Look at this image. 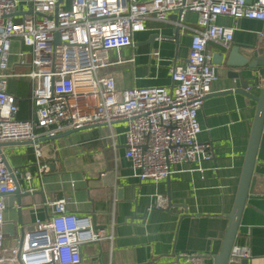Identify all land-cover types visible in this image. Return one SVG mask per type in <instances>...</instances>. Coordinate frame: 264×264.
Instances as JSON below:
<instances>
[{
    "label": "built area",
    "instance_id": "2783aa9c",
    "mask_svg": "<svg viewBox=\"0 0 264 264\" xmlns=\"http://www.w3.org/2000/svg\"><path fill=\"white\" fill-rule=\"evenodd\" d=\"M66 1L0 0V145L29 142L41 177L51 167L39 160L40 138L83 127H106L116 151L119 134L112 127L124 122L120 134L125 142L124 158L139 181L162 182L176 165H194L203 174L202 164L213 159V151L210 144L198 141L197 115L216 80L206 45L211 42L227 49L233 41L234 28L217 24L221 16L264 23V0ZM171 12L176 13L174 20L169 19ZM187 13L196 14V26L184 22ZM148 19L170 23L180 34H189L186 60L170 69V88L118 90L115 79L102 70L133 59L118 56L112 63L109 52L132 47L133 35L146 30ZM14 42L19 44L17 63L24 64L30 55V71L23 75L32 84L28 120L16 118L18 106L7 87ZM152 55L158 57L157 52ZM252 86L261 88L253 83L247 93ZM18 175L31 179L28 172L8 170L0 152V264H82L81 247L105 242L111 249L112 232L94 228L90 216L68 213V199L63 197L51 203L49 220L36 221L23 231L17 257L18 247L5 244L3 215L5 199L15 191ZM162 203L163 196L157 195L156 207ZM179 259L171 264H201L205 257L182 253ZM250 259L248 247L231 251L230 262Z\"/></svg>",
    "mask_w": 264,
    "mask_h": 264
},
{
    "label": "crops",
    "instance_id": "0c3cea01",
    "mask_svg": "<svg viewBox=\"0 0 264 264\" xmlns=\"http://www.w3.org/2000/svg\"><path fill=\"white\" fill-rule=\"evenodd\" d=\"M168 16L174 20L176 13ZM184 22L196 26V14H185ZM217 24L234 28V32L227 49L211 42L206 45L213 57L216 80L197 115L201 129L198 141L210 144L213 151V159L202 164L203 174L194 165H176L171 167L169 178L162 182L139 181L133 177L131 165L124 158L125 149H117L124 146L123 135H116L114 151L109 135H96L97 130L93 129L96 127L59 139L40 138L39 160L51 167L41 177L37 174V159L30 143L3 145L0 150L10 169L28 172L31 176L27 181L18 175L19 199L14 195L5 199L6 246L17 247L21 231L36 221L49 220L53 215L51 203L66 197L68 213L90 216L95 220L96 229L113 235L111 249L105 242L100 246L81 247L82 264H171L182 253L203 255L201 264H213L228 229L256 112V103L235 91L234 81L227 73L237 68L228 67L227 63L243 64L252 59L253 51L264 56V23L221 16ZM145 27L144 32L133 35L132 47L119 53L109 52L112 63L118 56L125 61L133 59L132 63L102 70V74L115 79L118 90L170 88V69L186 60L189 34L177 36L174 25L152 19L145 22ZM150 38L153 39L149 44ZM17 46L19 51L18 42L12 45L7 87L18 106L16 118L28 120L32 84L23 75L30 71V55L24 64L17 63ZM153 51L158 53L157 58L152 55ZM117 67H125L126 72ZM263 81L262 73L256 83L262 87ZM229 90L232 92L223 93ZM260 90L252 86L249 94L257 97ZM108 168L114 173L111 186L102 180ZM157 195L163 196L160 208L156 207ZM243 246L251 253L248 264H261L264 257V131L234 241V247ZM179 261L184 263L182 259Z\"/></svg>",
    "mask_w": 264,
    "mask_h": 264
},
{
    "label": "water",
    "instance_id": "95a60500",
    "mask_svg": "<svg viewBox=\"0 0 264 264\" xmlns=\"http://www.w3.org/2000/svg\"><path fill=\"white\" fill-rule=\"evenodd\" d=\"M176 33L178 36L179 35L178 28H176ZM55 37H56V43H58V35H55ZM151 39L153 38H150V41L148 42L149 44L152 42ZM251 57H252L251 60L247 59L243 64H240V65H233V64L227 63L228 67L237 68V71H231L227 73V77L234 81V85L236 87L235 91L253 100L256 103V112H255V118H254V122L252 126L250 141H249V145H248V149L246 153V158L244 162V167H243L241 179L239 182V186H238V190H237V194L235 198L234 207H233L231 214L228 217L229 219L228 229L225 234V237H224L219 253L215 257H213V264H248L247 260H241L239 263L230 262V254H231L232 249L234 248V241L237 235V229H238V225L240 221L241 212L248 198L250 183H251L254 164H255L256 152H257V148L259 145L261 135L263 134V131H264V81H263L261 90L259 92V95L257 97L252 96L251 94L246 92V88L249 86V84L256 83L258 76L262 73L264 74V56H259L257 51H253ZM221 61H222V58H221ZM229 92H232V91L229 90L223 93H229ZM90 128H93V127H83L79 129H72L67 132L57 134L54 137L45 138L44 140L64 138L68 135H72L76 132L87 130ZM6 144H14V143H6ZM6 144L0 145V149L1 147H3V145H6ZM122 147L125 149V146H118L117 149H120ZM5 165L7 169L10 170V167L7 164V162H5ZM113 177H114V173L110 171L109 168L106 169L105 173L102 174V178H103L102 180L105 182L107 186H111L113 184ZM15 184H16L15 191L9 195H14L17 199H19V196L21 195V193H20L17 180L15 181ZM92 223H93L94 228H96L94 218L92 219ZM22 239H23V231H21L19 241H18L17 257H19V253H20V249L22 245Z\"/></svg>",
    "mask_w": 264,
    "mask_h": 264
},
{
    "label": "rangeland",
    "instance_id": "374dc122",
    "mask_svg": "<svg viewBox=\"0 0 264 264\" xmlns=\"http://www.w3.org/2000/svg\"><path fill=\"white\" fill-rule=\"evenodd\" d=\"M14 50H16L15 47H14ZM17 51H18V46H17L16 52ZM25 51H28V49L25 48ZM117 69H120L122 72H126L125 67H117ZM125 124L126 123L123 122V123H119V124L114 125L112 127L114 133H118L120 135L121 132L124 130ZM93 129L97 130L96 135H109L110 134V130L108 128H106V127H96V128H93ZM87 131H89V130H87ZM4 241H5V239H4Z\"/></svg>",
    "mask_w": 264,
    "mask_h": 264
}]
</instances>
